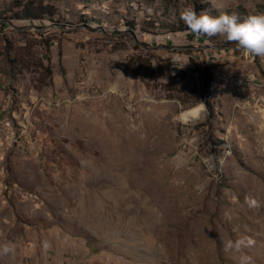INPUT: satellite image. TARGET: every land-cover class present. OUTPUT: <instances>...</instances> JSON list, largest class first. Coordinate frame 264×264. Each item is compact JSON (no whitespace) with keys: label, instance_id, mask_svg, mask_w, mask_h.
Returning <instances> with one entry per match:
<instances>
[{"label":"rangeland","instance_id":"obj_1","mask_svg":"<svg viewBox=\"0 0 264 264\" xmlns=\"http://www.w3.org/2000/svg\"><path fill=\"white\" fill-rule=\"evenodd\" d=\"M17 1L0 0V264H264V58L176 27L264 0H51L39 21Z\"/></svg>","mask_w":264,"mask_h":264},{"label":"clouds","instance_id":"obj_2","mask_svg":"<svg viewBox=\"0 0 264 264\" xmlns=\"http://www.w3.org/2000/svg\"><path fill=\"white\" fill-rule=\"evenodd\" d=\"M181 21L187 30L195 35H206L208 37L216 34L226 36L230 42H235L237 48L250 58H264V13L249 15L240 20L235 15L221 14L211 16L205 13L198 14L193 8L188 7L180 14ZM176 66V62L173 61ZM185 62L181 67H184ZM177 67V66H176ZM245 203L249 208H258L260 203L257 199L247 197ZM251 238L240 237L235 240H222L225 252L243 253V250L253 245ZM15 253L12 245L0 246V255L8 256ZM237 264H252L251 257L247 254H240L237 257Z\"/></svg>","mask_w":264,"mask_h":264},{"label":"trees","instance_id":"obj_3","mask_svg":"<svg viewBox=\"0 0 264 264\" xmlns=\"http://www.w3.org/2000/svg\"><path fill=\"white\" fill-rule=\"evenodd\" d=\"M207 6L208 4H205L204 8L202 9L205 10ZM16 7H17V12H16L17 17L15 16V18H19V19L30 20V21H39V20H46V19L53 20L54 16L56 15V9L54 8V5L52 4L51 0H18L16 2ZM210 11L216 12V10L213 7H210ZM216 14H217L216 16H219L221 14L235 15L240 20L247 18L249 15H253L242 6H239L234 9L233 8L226 9L225 11L219 12ZM176 27H178V30L180 31L187 29L186 26H184L181 22ZM191 37L193 38L197 37L198 39H200V41L208 40V41H216V42H219V38L221 37L222 46L237 48V45L235 42L228 41L225 35H222L219 33L211 37H208L206 35H195L191 33ZM213 81H214V77L211 73H209L208 75H205L204 85L202 87V94L204 96H206L208 92L210 91ZM206 105L209 108H211L210 102L207 101Z\"/></svg>","mask_w":264,"mask_h":264},{"label":"built area","instance_id":"obj_4","mask_svg":"<svg viewBox=\"0 0 264 264\" xmlns=\"http://www.w3.org/2000/svg\"><path fill=\"white\" fill-rule=\"evenodd\" d=\"M182 34H184V35H186V36H189V35H191V33L186 29V30H184L183 31V33ZM154 37H155V40L157 41V42H165V41H175L177 38L174 36V34L173 33H166V34H155L154 35Z\"/></svg>","mask_w":264,"mask_h":264}]
</instances>
